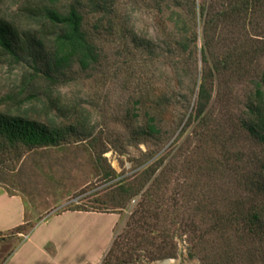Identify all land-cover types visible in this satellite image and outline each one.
<instances>
[{"label":"rangeland","instance_id":"1","mask_svg":"<svg viewBox=\"0 0 264 264\" xmlns=\"http://www.w3.org/2000/svg\"><path fill=\"white\" fill-rule=\"evenodd\" d=\"M112 1L113 15L121 30L99 29L96 42L100 61L90 70L83 72L73 66L65 78L49 86L29 65L0 60V108L27 112L49 124L69 123L76 110L87 127L84 136L78 138L81 141L72 138L61 148L25 151L20 160L13 153L0 154V186L21 199L29 225L34 229L39 227L35 242L44 241L47 250L56 245L59 254L54 261L102 264L110 249L113 256H120L121 247H135L132 254L138 263L203 264L202 254L196 251L202 247L196 244L197 230L207 229L210 223L201 222V217L195 215H201L200 211L206 214L205 208L195 210L197 200L211 199L221 212L227 211L223 209L225 202L236 200L264 210V194L254 193V184L264 182V142L251 137L242 124L246 119V98L254 85L249 79L219 84L215 76L208 82L210 97L204 111L207 121L223 136H231L232 141L230 146L218 151L220 155L229 152L228 159L223 162V157L216 154L222 159L219 168L209 176L197 178L183 167H191L189 159L198 151L197 129H200L196 125L200 118L191 119L186 126L189 120L183 113H195L192 108L198 84L211 64L202 62L199 50L194 57L177 60L174 42L179 34L169 21L171 10L157 11L152 0ZM21 3L22 0H0V15L27 25ZM184 12L183 9L182 17ZM92 17L87 16L89 23H93ZM184 29L191 33L190 25ZM198 38L202 43L201 26ZM141 40L147 41L149 47L140 45ZM256 67L259 77L264 61ZM160 90L169 106L162 134L144 143L131 144L127 125L141 121L142 102H154ZM184 128L186 132L180 137ZM171 147L169 155L174 156V168L168 195L172 194L174 210L169 211L166 219L153 221L158 234L167 229L172 248L168 257L152 260L151 251L161 237L153 235L151 239L143 229L133 228L129 223L139 197L123 209H102L95 200H104L106 189L113 182L105 178V170L112 168L120 177L136 175L146 157L161 156ZM97 154L101 157L97 158ZM193 182L198 185L197 193L189 195L184 203L183 186ZM217 206L209 209V215ZM261 225L258 234L249 241L236 243L234 252L218 234L209 236L204 246L209 253L233 254L219 261L236 264L264 261V214ZM145 238L153 244L146 246Z\"/></svg>","mask_w":264,"mask_h":264},{"label":"trees","instance_id":"2","mask_svg":"<svg viewBox=\"0 0 264 264\" xmlns=\"http://www.w3.org/2000/svg\"><path fill=\"white\" fill-rule=\"evenodd\" d=\"M152 1L153 7L159 12L165 8L171 10L169 21L176 28L177 35L179 34L174 42L177 60L184 56L194 57L199 50L202 62L211 64L208 73L202 75L198 84L196 102L192 108L195 113H183V117L187 116L189 120L186 126L191 119L200 118L196 125L200 129H197V134L200 133L198 151L189 159L191 167L184 166L183 169H188L197 178H203L219 168L222 163L221 156L223 162L228 159L229 152H222L221 155L219 153L230 146L232 141L231 136H223L215 127L209 125L204 112L210 97L208 82L214 76L219 84L246 79L253 83V90L246 98V119L242 124L251 137L264 142V69L256 77L259 69L256 66L264 61V0ZM113 6L112 0H22L20 10L28 21L27 25L16 24L0 15V60L29 65L49 86L65 78L73 66L83 72L90 70L100 61V49L96 42L99 29L111 31L117 27L121 30V25L113 15ZM183 9L185 12L182 17ZM89 15L93 16V23L87 20ZM180 24L182 28L179 27ZM185 25L191 26V33L184 29ZM199 26L202 28V43L198 38ZM132 41H136L135 37ZM139 44L149 47V43L144 40ZM155 98L154 102H142L141 121H136L135 125H127L131 144L144 143L162 134V126L168 120L165 113L169 106L164 101L163 91L160 90ZM55 109L61 110L57 105ZM72 114L73 118L69 123L49 124L27 112L21 113L6 106L0 108V154L13 153L20 160L25 151L68 145L72 138L84 136L87 128L80 113L77 114L74 110ZM184 132L186 128L181 130L180 137ZM172 147L161 156L154 154L146 157L136 175L120 177L112 168L105 170V178L113 182L106 189L108 193L105 199L100 202L95 200L102 209H123L139 197L129 223L133 228L143 229L146 236L161 237L151 251L152 260L168 257L166 255L170 254L172 248L167 229L158 234L153 221L158 218L166 219L169 211L174 210V199L171 193L168 195L174 168V156L169 155ZM101 154L96 157L100 158ZM196 188L198 185L195 182L193 185L183 186L184 203L188 201L189 195L197 193ZM254 188V193L264 194V182L254 184ZM207 200L209 203H205ZM195 203L198 205L196 211L201 210V207L206 209V214L200 211L201 215H195L201 217V222L207 220L210 223L207 229L197 230L199 234L196 244L202 247L196 251L202 254L200 259L203 264H236L235 261H219L230 258L233 255L231 252H207L204 246L207 238L218 234L223 238L225 246L231 251L233 248L234 252L236 243L249 241V238L258 234L264 210H259L256 206L248 207L242 200L225 202L223 209L227 211L224 212L220 211L213 200L206 197ZM215 205L216 211L209 215V209L216 207ZM143 242L146 246L153 244L148 238ZM135 249L121 247L120 256H113L110 249L102 264H145L133 259L132 253ZM240 263L264 264V261Z\"/></svg>","mask_w":264,"mask_h":264},{"label":"crops","instance_id":"3","mask_svg":"<svg viewBox=\"0 0 264 264\" xmlns=\"http://www.w3.org/2000/svg\"><path fill=\"white\" fill-rule=\"evenodd\" d=\"M29 223L21 199L0 186V264H93L89 261H54L59 254L56 245L47 250L44 241L35 242L39 227L34 229Z\"/></svg>","mask_w":264,"mask_h":264},{"label":"bare ground","instance_id":"4","mask_svg":"<svg viewBox=\"0 0 264 264\" xmlns=\"http://www.w3.org/2000/svg\"><path fill=\"white\" fill-rule=\"evenodd\" d=\"M164 264H169L168 262H165Z\"/></svg>","mask_w":264,"mask_h":264}]
</instances>
